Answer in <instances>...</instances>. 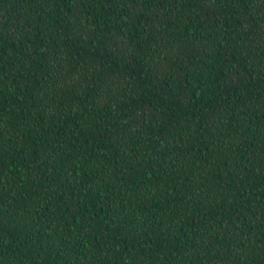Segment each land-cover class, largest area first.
I'll return each instance as SVG.
<instances>
[{"label": "trees", "instance_id": "obj_1", "mask_svg": "<svg viewBox=\"0 0 264 264\" xmlns=\"http://www.w3.org/2000/svg\"><path fill=\"white\" fill-rule=\"evenodd\" d=\"M0 264H264V0H0Z\"/></svg>", "mask_w": 264, "mask_h": 264}]
</instances>
